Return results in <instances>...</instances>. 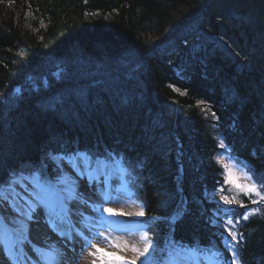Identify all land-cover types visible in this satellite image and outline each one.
Listing matches in <instances>:
<instances>
[{
	"label": "trees",
	"instance_id": "obj_1",
	"mask_svg": "<svg viewBox=\"0 0 264 264\" xmlns=\"http://www.w3.org/2000/svg\"><path fill=\"white\" fill-rule=\"evenodd\" d=\"M262 135L264 0H0V169L53 174L51 156L90 154L113 172L124 206L112 208H143L121 219L160 248L171 239L221 264L231 218L242 264H264V201L233 184L213 195L226 169L264 194ZM222 195L259 212L243 220Z\"/></svg>",
	"mask_w": 264,
	"mask_h": 264
},
{
	"label": "snow or ice",
	"instance_id": "obj_2",
	"mask_svg": "<svg viewBox=\"0 0 264 264\" xmlns=\"http://www.w3.org/2000/svg\"><path fill=\"white\" fill-rule=\"evenodd\" d=\"M201 103L203 101H198L197 106ZM220 146L224 147L223 141L220 142ZM58 155L59 163H57V156L50 157L53 164V174L32 172L29 176H24L18 168L0 169V225L7 229L4 235H0V245H3L8 253L7 257L0 254V258L10 259L12 251L16 250L19 253V264H68L67 255L64 251L54 247L47 250L33 240V228L39 231L41 225L46 226L51 232L66 238L68 241L73 240V233H75L82 243L81 256L85 248L95 249V251L88 252L90 257H94L91 264H97V258L100 264H137V261H140V264H163V253H168V259L173 261L187 258L188 253L191 251L190 248L171 239L164 248H160L158 244L153 242L150 232L144 230V224H140L135 230L128 227L113 229L111 222L103 218L104 213H107L109 217L131 216L132 213H125L123 210L112 207H100L101 216L96 218L95 225L89 229V234L84 235L81 228L77 227L76 222L72 220V217L74 215L80 217L82 223L84 220L82 209L87 207L95 212L97 208L92 200L86 198V193L80 191V182L84 181L89 190L99 195L107 187V177L105 176L102 181L91 176L93 171L91 160L93 158L90 154L74 151ZM84 155L88 156L89 164L87 165L83 164L82 161L76 162L72 159ZM96 159H99V157H96ZM65 165L71 171H67ZM77 169L80 170L77 171ZM260 176L264 179V174H260ZM216 183L220 187L213 189V195L222 192L226 184H233L237 190L249 197L251 203L257 204L264 201V194H261L255 185L237 183L227 169L225 178ZM122 190L125 189L118 188L117 192ZM252 193L259 199H251ZM128 195L131 196V193L129 192ZM104 199L108 200V196L105 195ZM220 199L224 204H239L240 207H244L246 211L241 214L243 220H248L251 215L259 212L258 208L247 210V206L242 201L237 200L235 195L232 197L222 195ZM112 202H120L119 196ZM73 203L79 204L81 207L74 209L72 207ZM227 211L230 210H226V213ZM135 215L144 217L146 213L141 208ZM6 216L7 220L5 219ZM182 216L183 212L170 217V225L174 226ZM155 219L158 220L159 218ZM234 223H238V221L234 222L231 218L220 221L223 246L231 252V256L222 259L221 264H242L236 250V245L240 243V234L233 231ZM96 225L99 227H96ZM147 227H152V225ZM113 230L139 234L143 246L140 247L137 243L129 245L127 241L121 246L119 243L114 242L111 236L105 235V232ZM171 231H174V227L171 228ZM95 240L103 242L105 248L99 247L98 244L93 242ZM26 245L27 248L31 249V253L26 251ZM107 248L118 249L122 252L131 251L133 255L131 257L120 255L117 251L106 250ZM32 253L35 255H32ZM157 256H160L159 260L156 258ZM213 256L220 259L221 253L217 251L213 253Z\"/></svg>",
	"mask_w": 264,
	"mask_h": 264
},
{
	"label": "bare ground",
	"instance_id": "obj_3",
	"mask_svg": "<svg viewBox=\"0 0 264 264\" xmlns=\"http://www.w3.org/2000/svg\"><path fill=\"white\" fill-rule=\"evenodd\" d=\"M148 46L149 45H145L144 47H141L137 50L144 51L148 48ZM162 54H163V51L160 50L157 56L161 57ZM258 139H260L261 142H263L264 135H262ZM86 210H88V208H86ZM5 219L7 220V216L5 217ZM72 220L76 222L77 227L81 228L84 235L86 236L89 234V229L93 228V226L95 225L93 219H91L88 216L87 217L84 216V220L82 223L80 219L75 221L74 218L72 217ZM6 231L7 229L6 228L2 229L0 225V235H4ZM32 238L37 244L44 246L47 250H51V248L54 247V248H59L62 251H64L67 255L68 264H73L78 259V245L81 242V240L79 237L75 235V233H73V240L68 241L66 238L58 236L56 233L51 232L46 226L41 225L39 231L33 228ZM25 248L27 252L31 253V249L27 248V245L25 246ZM0 254H2L3 257L8 256V253L5 251L3 245H0ZM32 255H35V254L32 253ZM18 256H19V253L16 250H13L11 253L10 259L0 258V264H19Z\"/></svg>",
	"mask_w": 264,
	"mask_h": 264
},
{
	"label": "rangeland",
	"instance_id": "obj_4",
	"mask_svg": "<svg viewBox=\"0 0 264 264\" xmlns=\"http://www.w3.org/2000/svg\"><path fill=\"white\" fill-rule=\"evenodd\" d=\"M70 170V169H69ZM235 178H237L238 180H241L242 182H244L245 184L247 185H253L247 178H245V176L242 175V173L240 172H235L234 175H233ZM94 177V176H92ZM119 188H123V184L121 183V185L119 186ZM87 187L85 186V182L81 181L80 182V191H86ZM103 195H108V190L104 192H102ZM112 195V201L117 197L115 194H111ZM86 198H87V195H86ZM117 203H120V206L123 207L124 206V203L122 200H120V202H117ZM96 208H97V211L95 212H92L90 209L86 210L87 207H84L82 210L84 212V215L85 216H89L90 218H92L94 220V223L96 221V218L97 217H100L101 216V213L99 211V208L100 207H103V208H107L109 206H105L104 203H96L95 204ZM72 207L75 209V208H80L81 205L79 204H76V203H73ZM123 209H126L128 211H131L132 210V214L135 215V213L137 212V209L135 208V210H133V208L131 206H126L124 207ZM135 211V213H134ZM74 220L77 221L78 219H80V217L78 216H73ZM103 218L106 220V221H109L111 222L112 226L114 225V222L117 221L116 219H113L112 217H109L107 215V213H104L103 214ZM96 227H99L98 225H96ZM103 230V229H101ZM105 235H109L112 237V239L114 240V242L116 243H119L121 246H123L124 242L127 241L129 243V245H131L132 243H137L138 246L142 247L143 244L142 242L140 241V237H139V234H134L132 232H129V233H125V232H115V233H112L111 231L110 232H105ZM94 243L98 244L99 247L101 248H105V244L103 242H101L100 240H95L93 241ZM106 250L108 251H117L118 254L120 255H125V256H128V257H131L133 254L131 253V251H127V252H122V251H119L118 249H112V248H107ZM89 251H95V249H91V248H87L83 251V255L79 257L78 261L75 262L74 264H91V261L94 259V257H90L88 255V252ZM99 255V254H98ZM97 264H100L99 262V259L97 258ZM137 264H140V261H137Z\"/></svg>",
	"mask_w": 264,
	"mask_h": 264
},
{
	"label": "water",
	"instance_id": "obj_5",
	"mask_svg": "<svg viewBox=\"0 0 264 264\" xmlns=\"http://www.w3.org/2000/svg\"><path fill=\"white\" fill-rule=\"evenodd\" d=\"M47 82H48L47 78H44L43 85L46 86L47 85ZM36 88H37V86H34V89H36ZM16 92L17 93H20L21 92V87H17L16 88Z\"/></svg>",
	"mask_w": 264,
	"mask_h": 264
}]
</instances>
